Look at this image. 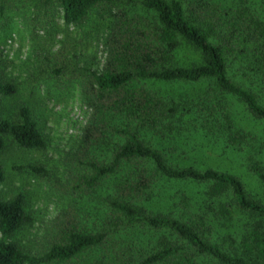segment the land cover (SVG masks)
<instances>
[{
	"label": "trees",
	"instance_id": "obj_1",
	"mask_svg": "<svg viewBox=\"0 0 264 264\" xmlns=\"http://www.w3.org/2000/svg\"><path fill=\"white\" fill-rule=\"evenodd\" d=\"M36 2L34 26L53 29L57 16L77 25L92 12L108 21L103 65L81 83L90 116L73 187L87 195L88 216L71 214L42 252L31 255L5 239L33 222L24 195L0 197V264H63L87 253L93 255L88 264H264V159L246 155L262 188V198H254L239 176L180 167L151 142L194 134L234 151L252 147L253 135L237 124V106L264 123L253 88L264 83V0ZM10 3L0 0L1 27L8 26L2 15ZM50 74L60 88L74 80L61 64ZM36 87L34 80L29 91ZM19 90L0 73V106ZM5 137L30 150L47 143L26 103L14 116L0 115V149ZM177 181L196 190L160 193ZM160 197L165 210L154 208Z\"/></svg>",
	"mask_w": 264,
	"mask_h": 264
},
{
	"label": "rangeland",
	"instance_id": "obj_2",
	"mask_svg": "<svg viewBox=\"0 0 264 264\" xmlns=\"http://www.w3.org/2000/svg\"><path fill=\"white\" fill-rule=\"evenodd\" d=\"M10 2L2 15L8 26H0V73L13 78L20 90L3 100L0 115L14 116L17 107L26 103L32 108L47 143L44 149L30 150L5 137L0 149V165L4 172L0 197L9 198L18 192L24 195L33 222L5 239L17 240L24 251L38 255L59 232L56 230L58 224L71 219L73 213L79 220L88 216L87 195L79 194L73 187L79 177L76 152L81 146L82 128L90 116L81 83L88 71L100 70L103 65V39L108 21L107 18L98 19V13L92 12L77 25L67 26L57 16L53 29L34 26L31 17L37 13L36 0ZM60 64L74 77L67 89L60 88L50 76L51 69ZM34 80L38 84L36 92L29 91ZM253 88L264 104V83ZM237 110V124L253 135L252 147L245 148L246 151H234L228 146L222 148L219 143L209 145L194 134L181 135L178 139L154 138L151 142L180 167H212L239 176L254 198H262V188L247 168L246 155L264 159V123L252 119L242 107L237 106ZM255 147L263 150L258 152ZM29 165L43 167L45 172L34 173L28 169ZM195 190L193 185L177 181L166 182L160 193L191 195L188 192ZM157 202L156 210L166 209L167 202ZM91 257L93 255L87 253L63 264H88Z\"/></svg>",
	"mask_w": 264,
	"mask_h": 264
}]
</instances>
